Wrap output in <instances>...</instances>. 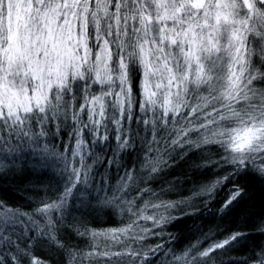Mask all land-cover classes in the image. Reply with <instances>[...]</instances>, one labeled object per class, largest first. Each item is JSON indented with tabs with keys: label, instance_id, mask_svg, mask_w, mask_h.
I'll use <instances>...</instances> for the list:
<instances>
[{
	"label": "snow or ice",
	"instance_id": "obj_1",
	"mask_svg": "<svg viewBox=\"0 0 264 264\" xmlns=\"http://www.w3.org/2000/svg\"><path fill=\"white\" fill-rule=\"evenodd\" d=\"M195 151L225 174L163 199ZM249 176L264 180V0H0V264H264V244L231 255L264 237V217L235 218ZM33 179L35 201L3 195Z\"/></svg>",
	"mask_w": 264,
	"mask_h": 264
},
{
	"label": "trees",
	"instance_id": "obj_2",
	"mask_svg": "<svg viewBox=\"0 0 264 264\" xmlns=\"http://www.w3.org/2000/svg\"><path fill=\"white\" fill-rule=\"evenodd\" d=\"M190 158L187 162H182V166L174 167L169 170L167 174V179L172 180L173 177H180L181 184L176 186V190L169 192L163 196L165 200H180L185 197L191 196L194 190H197L202 185L211 183L214 179L225 174L224 169H217L214 165L208 167H200L203 165L207 159L206 153H200L195 151L189 154ZM103 171V169H101ZM51 175L53 179H56L55 173L52 172ZM111 183L115 184L117 182V175L114 172L110 173ZM48 181L45 180V183ZM241 184L247 185L248 196L246 198V203L242 205L246 209L245 212L241 213L236 219H244L245 217L251 216L252 220L250 223L258 221L261 217H264V180H260L257 177L249 176L240 181ZM34 186V187H33ZM154 188H159V184H154ZM33 189L32 191H25L26 189ZM45 188L43 184L38 183L35 179L29 183L21 184L19 187L13 184L11 185V190L5 191L3 195L7 198L10 204H27L29 201H35L38 199L37 193H43ZM224 192L220 193V198H223ZM24 197L25 199H22ZM199 203V200L195 201ZM183 207V206H182ZM149 211H154L150 209ZM173 213L179 211V209H173ZM205 217L211 220V214L205 213ZM121 219L119 216H114L111 220L108 217H103L99 223L95 225L97 228L102 227H114L116 222ZM151 224V222H148ZM191 223L188 225L177 224L175 227H170V231L177 236H188L189 228ZM103 242V241H101ZM189 241L182 240L179 241L181 245H186ZM73 244H78L80 248L87 250L88 243H86V238H77L72 240ZM259 244H264V237L257 236L254 240L249 241L247 247L240 248L239 250L233 252L231 255L237 258L243 259L246 256L253 255L252 249ZM175 246V242H174ZM39 254L45 255L46 249L44 252ZM259 255V251L255 253ZM59 259V258H58Z\"/></svg>",
	"mask_w": 264,
	"mask_h": 264
}]
</instances>
